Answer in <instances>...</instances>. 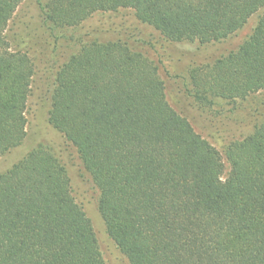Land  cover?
<instances>
[{
    "label": "trees",
    "instance_id": "obj_1",
    "mask_svg": "<svg viewBox=\"0 0 264 264\" xmlns=\"http://www.w3.org/2000/svg\"><path fill=\"white\" fill-rule=\"evenodd\" d=\"M24 0H0V161L27 137L37 74L6 36ZM56 32L132 10L171 43L242 44L189 71L202 107L264 91V0H46ZM50 125L99 190L107 233L130 264H264V121L221 153L175 110L158 67L127 42H82L53 74ZM0 264H106L66 167L41 143L0 174Z\"/></svg>",
    "mask_w": 264,
    "mask_h": 264
},
{
    "label": "rangeland",
    "instance_id": "obj_2",
    "mask_svg": "<svg viewBox=\"0 0 264 264\" xmlns=\"http://www.w3.org/2000/svg\"><path fill=\"white\" fill-rule=\"evenodd\" d=\"M258 16H253L243 29L222 42L178 44L165 40L152 27L139 22L132 10H120L98 13L79 27L58 30L56 36L60 39L56 43L55 36L44 23L39 0H24L10 22L6 36L13 51L27 53L35 61L37 74L26 112L27 137L21 146L1 159L0 174L39 144L48 145L68 171L73 195L91 220L106 264H130L107 233L98 209L99 190L77 149L48 121L53 74L71 54L78 52L82 42H127L155 63L165 82L169 103L221 153L227 174L230 171L226 160L229 144L248 137L264 121V91L244 100H217L211 107H202L189 95V71L193 67L212 64L235 51L256 26Z\"/></svg>",
    "mask_w": 264,
    "mask_h": 264
}]
</instances>
